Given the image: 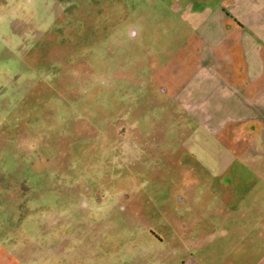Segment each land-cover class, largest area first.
I'll return each mask as SVG.
<instances>
[{
  "label": "rangeland",
  "instance_id": "obj_1",
  "mask_svg": "<svg viewBox=\"0 0 264 264\" xmlns=\"http://www.w3.org/2000/svg\"><path fill=\"white\" fill-rule=\"evenodd\" d=\"M230 0H0V264H264V126L174 93Z\"/></svg>",
  "mask_w": 264,
  "mask_h": 264
},
{
  "label": "crops",
  "instance_id": "obj_2",
  "mask_svg": "<svg viewBox=\"0 0 264 264\" xmlns=\"http://www.w3.org/2000/svg\"><path fill=\"white\" fill-rule=\"evenodd\" d=\"M199 67L173 95L209 136L264 126V0H230L196 27Z\"/></svg>",
  "mask_w": 264,
  "mask_h": 264
}]
</instances>
